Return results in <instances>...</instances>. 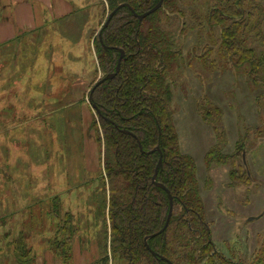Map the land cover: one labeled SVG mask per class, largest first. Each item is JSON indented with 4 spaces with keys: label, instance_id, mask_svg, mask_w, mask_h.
Returning <instances> with one entry per match:
<instances>
[{
    "label": "trees",
    "instance_id": "obj_1",
    "mask_svg": "<svg viewBox=\"0 0 264 264\" xmlns=\"http://www.w3.org/2000/svg\"><path fill=\"white\" fill-rule=\"evenodd\" d=\"M158 1L101 0L96 8L98 24L92 28V37L97 64L86 89L90 106L97 107L93 108L96 116L90 130L95 132L102 152L101 190L95 199L97 217L104 220L106 243L98 262L113 264L118 259L124 264H264V236L248 256H227L218 250L213 241V223L205 214L197 164L192 155L181 150L172 108L175 75L182 62L193 65L192 60L210 67L219 57L240 71L252 89L264 92V1L211 0L204 15L198 14L192 24L182 21L179 32L197 30L199 37L188 55L184 54L179 32L165 26L188 18L182 8L184 0H164L159 9L142 20L135 16V12L143 13ZM122 3L129 5L119 8L103 26L109 13ZM90 15L86 14L87 20ZM120 49L125 55L119 71L97 85L90 100L96 81L115 72ZM99 74L101 77L96 79ZM258 103L264 108V101ZM197 110L219 138L206 154L207 167L228 164L230 185L250 183L252 175L243 162L245 142L237 141L233 152H224L222 108L203 96L197 101ZM255 130V134H263L264 125ZM241 136L248 138L249 131L241 132ZM160 158L156 182L170 190L173 211L166 229L148 238L146 244L147 236L163 228L170 208L168 192L153 180ZM64 220L63 234L49 244L59 258L68 261L77 229L71 212L65 213ZM14 244L19 264L34 259L32 248L22 236Z\"/></svg>",
    "mask_w": 264,
    "mask_h": 264
},
{
    "label": "rangeland",
    "instance_id": "obj_2",
    "mask_svg": "<svg viewBox=\"0 0 264 264\" xmlns=\"http://www.w3.org/2000/svg\"><path fill=\"white\" fill-rule=\"evenodd\" d=\"M74 1L85 6L82 9L84 13L91 12L87 28L97 26L95 13L101 0ZM184 1L182 8L186 10L188 18L174 25L169 22L165 24L167 28L175 30V33L176 30L180 31L182 21L192 24L198 14L203 16L212 2ZM69 19L71 17L62 18L61 21L68 23ZM45 31L51 33L48 27ZM179 34L177 37L179 35L184 54L188 55V50L199 43L197 30ZM52 37L39 39L35 33L34 43L22 44L21 39H15L2 47L11 55L17 54L22 65L18 68V76L14 78L6 74V58L0 63V264H16L12 260L15 255L14 241L20 236L34 252V259L30 264H83L85 258L86 264H99L98 260L102 255L99 246L98 249L84 246L89 240L103 239L106 235L104 220L97 217L98 204L95 199L96 193L101 190V146L95 139L99 152L97 164L100 168L95 167V173H85L89 182L76 183L74 187L67 188L64 182H68L70 176H74L77 182L78 176L75 171L64 172L67 165L64 157L65 143L62 134H59L62 141L57 136L58 132L63 131L57 127L58 122L65 126V119L62 118L65 109L55 111V115L46 114L48 102L59 95L57 91L54 93L51 90L49 85L52 77L47 75L49 42ZM205 38L206 35H203L202 39ZM60 42V61L63 62L64 57L74 59V53L81 46L77 45L78 41L70 43L61 38ZM216 59L217 62L211 63L210 67L201 61L192 60L193 65L182 62L181 70H178L173 82L174 123L181 150L192 155L196 161L205 214L213 223L214 243L224 255L248 256L260 246L264 236V133L255 134V127L264 125V108L258 103L264 101V92L252 89V85L245 81L240 71L225 64L219 57ZM94 64L93 71L97 64L96 57ZM100 77L101 74L96 79ZM88 90L89 88L83 94L85 108L77 104L75 108L67 110L71 120L73 115H83L89 124L96 116L87 100ZM203 96H209L222 108L221 126L226 134L223 141L224 152H233L238 146L237 141L245 142L247 151L243 162L252 175L250 183L230 185L231 166L228 164L207 167L206 154L219 138L212 125L204 121L197 110V101ZM74 116L72 125L76 126L78 122ZM26 119L28 122L20 123ZM53 119L55 125L52 124ZM246 128L249 137L242 139L241 132L247 133ZM63 129L65 130L64 127ZM83 134V128L79 132L72 130L68 143L70 149L77 148L80 151V146L84 147L80 145ZM87 158H76L78 165L85 164ZM95 160L97 161L96 157ZM90 170L93 168L90 167ZM90 176H96L99 180L95 182ZM58 180L62 184L59 185ZM55 192H59L60 197L55 196ZM66 212L73 214V224L78 232L74 257L71 256L68 261L63 258L51 259L49 253L54 255L55 252L49 241L63 234ZM43 254L48 255V258L39 262L37 256L41 257ZM113 264L124 262L116 259Z\"/></svg>",
    "mask_w": 264,
    "mask_h": 264
},
{
    "label": "crops",
    "instance_id": "obj_3",
    "mask_svg": "<svg viewBox=\"0 0 264 264\" xmlns=\"http://www.w3.org/2000/svg\"><path fill=\"white\" fill-rule=\"evenodd\" d=\"M84 8V5H79L75 3L74 0H0V63L6 58L5 71L8 77L11 76L16 78L15 76H18V68L22 63L18 61L17 54L11 55L6 49L2 48L7 42L10 43L15 39H21L22 44H26V42L34 43L36 42L34 39L35 33L39 39L45 38L46 36H53L49 42L50 54L48 58L47 75L52 77V83L49 85L51 90L54 91V93L57 91L59 95L55 98H51L50 102H48L47 105L49 109L46 114L55 115V111L65 109V114L62 116V118L65 119V126H61L60 121L58 122L57 127L63 131L58 132L57 136L59 140L62 141L63 139L65 143L64 157L67 165L64 172L68 173L75 171L76 176H78L77 182H75L74 176H70L68 182H64L67 188L74 187L73 185L76 183H88L89 179H86L85 173L87 171L95 173L94 168H100V165L97 164L99 155L98 144L95 140V132L90 130L91 123L88 124L83 115L81 117L76 116L77 118L73 115L78 122L76 126H73V116L71 115V120L67 112L68 109L75 108L77 104H81L82 108L86 107L83 101V94L86 90V85L90 81L89 77L90 73L93 71L94 59L96 57L93 48V35L91 32L93 29H88L86 26L88 20L86 14L82 11ZM69 17H71V19H69L68 23H63L61 21L62 18ZM47 27L51 29V33L49 34L45 31ZM61 38H65L70 43L78 41L77 45H83V49H81L80 46L79 51L74 53V59L70 60L64 57L63 62L60 61ZM56 42H58L57 52L59 55L56 54ZM22 48L24 50V46ZM48 82H50V80ZM75 113L74 111V114ZM51 121L52 124L55 125V120L53 119ZM24 122H28V120L20 121V123ZM82 128L84 134L83 139L80 140V145L84 147L82 148L80 146V151H78L77 148L70 149L68 145L70 133L72 130L79 132ZM59 134H62V139L59 137ZM79 137L82 138L81 136ZM79 156H83L84 158L88 157L85 164L78 165L76 158ZM91 162H93L92 165L90 164ZM90 167L93 168V170H90ZM90 178H94L95 182L98 180L96 176H90ZM57 183L60 185L62 181L58 180ZM58 195L60 197V193L57 192L56 194L55 192V196L58 197ZM77 234L78 232L75 233L72 242L73 257ZM105 243L106 240L103 237V239L89 240L84 246H88V249H91L92 246L98 249L99 246L100 251H102ZM49 254H51V259L59 258L55 253H53L54 255H52V253ZM37 258H39V262H41L46 260L48 255L43 254L41 257L37 256ZM13 259L15 260L13 262L19 264L14 255L12 256V260ZM30 263L31 262L28 264ZM83 264H86V258Z\"/></svg>",
    "mask_w": 264,
    "mask_h": 264
},
{
    "label": "water",
    "instance_id": "obj_4",
    "mask_svg": "<svg viewBox=\"0 0 264 264\" xmlns=\"http://www.w3.org/2000/svg\"><path fill=\"white\" fill-rule=\"evenodd\" d=\"M163 2H164V0H159V1H158V2H157L152 8H150L149 10H147V11H145V12H143V13H140V14L135 12L134 14H135V16H137L140 20H142L143 18H145V17L148 16L149 14H151V13L155 12L157 9H159V8L162 6ZM124 5H129V4H128V3H122V4L118 5L113 11H111V12L109 13V15H108V17H107V19H106V21H105V23H104L103 26L108 25L109 21L111 20L112 16L114 15V13H115L119 8H121V7L124 6ZM120 53H121V54H120V57H119V60H118V63H117V66H116V70H115V72H113V73H109V74H107V75L101 77L100 79H98V80L96 81L94 87L91 89V92H90V98H89L90 100L92 99V94H93L94 88H95L97 85H99L101 82H103L104 80L114 77V76L117 74V72L119 71L120 66H121L122 58H123L124 55H125V51H124L123 49H120ZM93 108H94V109H97V107H96L94 104H93ZM157 148H159V147H157ZM161 165H162V159L160 158V160H159V162H158V166H157L156 171H155V174H154V176H153V180H154L155 182H156V176H157V172H158V167H160ZM156 184L159 185V186H161V187H163V188L166 189V191L168 192V195H169V201H170V208H169V213H168V215H167V219H166L165 225L163 226V228H162L160 231L154 233L153 235H149V236H147V237L145 238V243H146V244H147V240H148V238H150V237H152V236H154V235H157V234L163 232V231L166 229V227H167L168 224H169V221H170V218H171V215H172V211H173V196H172L170 190H169L168 188H166V186H165L164 184H162V183H157V182H156ZM153 254L156 255V253H155L154 251H153ZM162 258H165V257H162Z\"/></svg>",
    "mask_w": 264,
    "mask_h": 264
}]
</instances>
